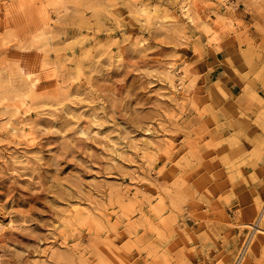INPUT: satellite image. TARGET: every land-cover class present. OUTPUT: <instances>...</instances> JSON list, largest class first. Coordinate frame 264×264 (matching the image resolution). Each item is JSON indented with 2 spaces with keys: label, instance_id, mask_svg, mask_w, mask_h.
<instances>
[{
  "label": "rangeland",
  "instance_id": "1",
  "mask_svg": "<svg viewBox=\"0 0 264 264\" xmlns=\"http://www.w3.org/2000/svg\"><path fill=\"white\" fill-rule=\"evenodd\" d=\"M0 76V264H264V0H0Z\"/></svg>",
  "mask_w": 264,
  "mask_h": 264
},
{
  "label": "bare ground",
  "instance_id": "2",
  "mask_svg": "<svg viewBox=\"0 0 264 264\" xmlns=\"http://www.w3.org/2000/svg\"><path fill=\"white\" fill-rule=\"evenodd\" d=\"M44 37H45V32H40V34L39 35H37V36H34V37H32V42L34 43V44H40L41 45V43H42V41L44 40ZM19 71H20V74H21V85H20V87L19 88H16V90L15 89H13V90H15L17 93L19 92V93H25V92H27L28 93V95L29 94H32V93H34L35 91H37V90H39V85H40V80L38 79V78H33V74L30 72V71H28L25 67H20L19 68ZM1 77V76H0ZM0 80H1V78H0ZM3 80V79H2ZM2 80H1V82H2ZM14 86V85H13ZM2 88V89H1ZM8 88V87H7ZM13 88V87H12ZM3 90V87H1L0 86V104H1V102L3 101H5L6 99H8L7 98V95L9 94V93H7V91L5 92V91H2ZM8 91H10V90H8ZM15 93V92H14ZM18 93V94H19ZM17 94V95H18ZM14 95V94H13ZM16 95V94H15ZM21 95V94H20ZM24 100V99H23ZM26 101V100H25ZM0 107H2V106H0ZM10 110V106H6L5 108H4V114H3V116H6L7 114V112ZM0 116H2V115H0ZM1 118V117H0ZM4 118V117H3ZM7 120V119H6ZM1 123V122H0ZM3 123V122H2ZM9 124L7 123L5 126H8ZM7 128V127H6ZM21 135H23V134H21ZM20 134H18V135H16V134H12V136L14 137V138H16V139H21L22 138V136H21ZM73 211V210H72ZM75 212V211H74ZM78 215V214H77ZM77 215H75L74 213L73 214H70V217H69V223H72V222H74V219H76L77 218ZM94 216V215H93ZM262 217V216H261ZM96 218V217H95ZM264 218V217H263ZM260 219V218H259ZM99 220V219H98ZM253 226V225H252ZM258 226V225H257ZM68 227V226H67ZM255 228V227H254ZM261 228H255L254 230H257V231H261L260 230ZM4 230V227H0V231H3ZM72 230V229H71ZM256 231V232H257ZM263 232H264V230H263Z\"/></svg>",
  "mask_w": 264,
  "mask_h": 264
},
{
  "label": "crops",
  "instance_id": "3",
  "mask_svg": "<svg viewBox=\"0 0 264 264\" xmlns=\"http://www.w3.org/2000/svg\"><path fill=\"white\" fill-rule=\"evenodd\" d=\"M224 53V51L222 52H219L216 54V65H215V68L216 70H223L222 72L225 73V69L223 68V66H221V64H219L221 62V59H220V56H222V54Z\"/></svg>",
  "mask_w": 264,
  "mask_h": 264
},
{
  "label": "built area",
  "instance_id": "4",
  "mask_svg": "<svg viewBox=\"0 0 264 264\" xmlns=\"http://www.w3.org/2000/svg\"><path fill=\"white\" fill-rule=\"evenodd\" d=\"M243 254H244V252L243 253L242 252L240 253V256H238L237 259H236V261H235V264H241Z\"/></svg>",
  "mask_w": 264,
  "mask_h": 264
}]
</instances>
